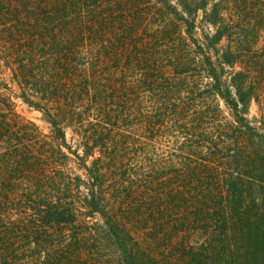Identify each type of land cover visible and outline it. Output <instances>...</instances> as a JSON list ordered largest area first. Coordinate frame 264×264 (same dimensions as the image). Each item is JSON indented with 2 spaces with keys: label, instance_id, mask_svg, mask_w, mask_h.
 Instances as JSON below:
<instances>
[{
  "label": "trees",
  "instance_id": "16d2710c",
  "mask_svg": "<svg viewBox=\"0 0 264 264\" xmlns=\"http://www.w3.org/2000/svg\"><path fill=\"white\" fill-rule=\"evenodd\" d=\"M17 1L24 8V11H17L18 15L24 12V18L33 21L30 27L36 33L33 41L22 43L23 56L14 68L19 97L44 114L53 136L47 141L34 124L12 123L9 116L16 117L12 109L0 110V264H76V258L90 264L89 252L66 248L64 243L55 241L63 234L62 226L69 225L76 215L69 202L72 179L65 172L70 159L64 150L82 162L81 167L89 178L88 182L76 178L74 187L82 184L89 188L84 207L89 214L102 218L100 235L103 231L106 236L103 243L113 244L129 261L130 248L126 240L128 235H125L129 231L125 225L130 218H144V230L156 239L152 245L165 243L166 238L161 239L164 226L157 222L162 210L156 203L162 193L150 189L161 190L160 184L167 181L178 186L174 191L170 190L171 195L175 192V195L191 196L194 188L187 187L202 184L208 162L193 163L192 159L197 158L202 147L189 142L187 148L180 146L178 154L155 161L150 169L146 167L147 145L160 139L147 133L144 95L149 92L154 96L159 92L164 96L169 92L180 95L187 90L185 76L193 65L188 56L182 55V50L185 52L186 48L196 46L200 56L206 59L208 75L213 80L208 93L226 102L238 125L225 124L227 129L223 133L229 130L233 133L234 147H240L236 137L242 130H246L251 139L264 140V135L245 120L251 105L256 103L260 122L264 125V50L254 51V42L241 34H231L234 24L241 30L243 16L239 2L242 0H222L208 11L206 20L215 28V33L206 38L205 49L193 39L194 23L188 21L185 33L190 40L181 34L178 25H172L154 30L155 37L146 46L140 42L134 44V37L139 33L136 23L144 19V10L128 0ZM28 4L33 6L32 9ZM259 20L262 21L257 23L264 27V15ZM224 40L227 44L220 49ZM209 53L216 56V61ZM226 67L238 68L227 86L222 84ZM167 73H173L174 83L166 78ZM164 106L174 108L169 126L190 137L198 128L219 125L216 122L222 118L218 105L212 111H195L193 114L190 104L178 110L179 105ZM159 113L158 110L152 113L155 124L166 117ZM68 131L80 138L83 156L72 152L67 144ZM262 145L259 165L264 169V141ZM96 153L99 156L87 165L86 160ZM236 155L237 151H234ZM252 158V165L258 164V158ZM133 161H141V168H137L136 173H144L142 188L137 192L129 191L124 180L126 165ZM209 164L211 167V162ZM239 165L237 163L234 170L241 169ZM235 172L238 178H233L231 186H237V180L243 179ZM211 179L212 185L221 182L228 188L224 181H216L212 175ZM155 186L161 187L156 190ZM142 199L144 209L135 208L136 204L131 201L136 203ZM129 205L133 206L126 208ZM18 215L20 217L14 218ZM149 219L154 223L148 224ZM247 223V228L244 226L242 230L249 233L246 242L260 244V227L253 222ZM225 243L217 240L218 250ZM212 246L196 248L182 241L174 255L175 263L215 264L211 258ZM134 262L130 260L128 264Z\"/></svg>",
  "mask_w": 264,
  "mask_h": 264
},
{
  "label": "rangeland",
  "instance_id": "374dc122",
  "mask_svg": "<svg viewBox=\"0 0 264 264\" xmlns=\"http://www.w3.org/2000/svg\"><path fill=\"white\" fill-rule=\"evenodd\" d=\"M128 1L133 2V5L138 9L144 10V19L136 23L139 26V33L134 37V44L140 42V44L146 46L155 37L154 30L172 25H178L181 34L190 40L185 33V30H187L186 21H188L194 23V29L191 31L193 39L205 49L206 38L215 33V28L209 25L206 20V14L215 3L222 0ZM165 4L167 5L165 6ZM32 7L29 5L28 8L32 9ZM239 8L243 16L240 24L242 31L234 24L231 34H241L249 41L254 42L252 43L254 51L264 50V27H261L263 26L262 23H257L262 21L259 19L264 15L262 14L264 13V0H242L239 2ZM22 10L24 11L23 5L18 3L17 0H0V110L7 112L12 109L16 116H9L12 123L29 126L34 124L39 129L41 137L47 138V141H49V138L53 136L49 122L42 112L28 106L20 99V89L14 78L16 63H18L19 57L23 56L22 43L33 41L36 34L33 28L30 27L33 21L25 19L24 12L18 15L17 11ZM8 11H11V13L8 14ZM253 27L259 28V31L253 29ZM226 44L227 41L224 40L219 48L223 49ZM18 49H21V51H18ZM206 54L208 52L205 50ZM182 55H185L184 57L188 56L193 65H191L192 70L190 73L185 76L187 80L184 87L187 90L181 92L180 95L177 93L174 95L171 92H166L167 96H164L163 92L157 93L156 96L152 92L144 95L147 133L158 136L157 139H160L159 142H149L147 145L146 167L150 169L158 160L160 162L167 159L170 154H178L177 152L181 150L180 146L184 145L187 148L186 145H189L190 142L193 145L202 147V152L198 153L197 158L192 159L194 160L193 163L208 162L206 163L208 168H205V173L202 175L204 178L202 184H192L189 188L187 187V189L194 188L196 192L192 191L191 196H179L180 194L175 195V192L171 195L170 190L174 191L178 186L167 181L160 184L162 186H160L161 190L160 187L156 186L155 188L156 190L159 189L158 191L150 189L152 192L162 193L160 201L156 203L157 205L160 204L162 210L161 216L158 213L160 217L157 222L164 226V231H162L164 236H161V239L166 238V242L156 246L152 245L156 242V239H154L151 232L144 230V218H130L126 221L127 225H125L129 231L128 234H125L128 235L126 240L130 248L129 261H135L134 264H176L174 255L177 252L179 243L183 241L196 248L212 244L211 258L215 264H264V234L262 235L264 230V169L259 165L263 156L261 151L263 150L262 142L264 140H260L258 137L251 139L246 130H242L239 133L240 135L238 134L239 136L236 137L240 147H234L233 133L230 130L226 131L227 135L223 133L227 129L224 126L225 124L238 125L226 102L220 97L211 96L208 93L213 80L209 78L208 68L205 65L206 59H203L202 55L200 56L196 46L186 48L185 52L183 49ZM209 56H212L213 60L216 61V56L213 53L211 55L209 53ZM219 69L221 70V68ZM224 69L222 84L227 86L230 84L232 74L238 68L226 67ZM171 75L173 73H167L166 78H170V82L174 83L176 80ZM188 89L191 91H188ZM168 104L179 105L176 107L177 110L181 106L186 107L190 104L192 114L195 111H212L213 107L216 108L218 105L220 108L219 114L222 118L216 122L219 125L203 126L201 127L202 130L198 128L196 133L190 137L186 133L178 132L175 130L176 128L169 126L174 116V108L164 106ZM155 110L160 111L159 114H166L165 118H161V121L164 122L159 121L155 124L152 117ZM245 118L246 124L264 135V125L260 122L261 115L256 103L251 105ZM165 126L168 127L164 129ZM66 138L72 152L76 151L80 156H83L80 138L70 131L67 132ZM41 141H45V139ZM217 146H219V149L216 148ZM234 151H237L236 156H234ZM64 152L70 159L65 167V172L72 179L69 183L72 188L69 202L74 207L76 215L69 225L62 226L63 234L58 235L55 241L64 243L66 248L71 247L73 250L79 249L84 253L89 252V262H87L90 264H128L129 261L125 259L121 250L118 251V248L113 244L106 245L105 242L103 243L102 239L105 240L106 236H104L103 231L102 236L100 235V227L103 226L102 218L99 215L89 214L84 207V200L90 193L89 188L82 184L79 187H74L77 184L76 178H81L87 182L89 178L81 167L82 162L68 153L67 150H64ZM212 153L217 156L212 155ZM98 156L99 154L96 153L94 157L87 159V165L90 166L94 158ZM252 156L258 158V164L252 165ZM140 162L133 161L130 165H126L127 176L124 175V180L129 191L137 192L142 188L141 180L144 179V173H136V169L141 168ZM210 162L211 167L209 166ZM237 163L242 168L234 170ZM235 171L239 172L243 179L242 181L237 180V186H231L233 178H238ZM166 173L170 175L171 172L167 170ZM210 174L216 178V181L222 180L227 183L228 188L221 182L212 185L214 181L211 179ZM128 180L132 182L129 183ZM118 184H120V181H118ZM209 188L210 191H208ZM120 189L123 190V187L120 186ZM234 193L238 196L233 195ZM131 202L133 205L136 204L135 208L143 207L144 209V199L136 203ZM18 217L20 215L14 216V218ZM151 219L147 220L148 224L154 223ZM247 222L256 223L257 227H260L261 236L259 241L261 245L246 242L250 236L249 233L242 232V230L244 226L247 228L249 224ZM76 236L79 239H75ZM217 240H224L226 242L225 247H220L218 250ZM165 245H168V247H164ZM85 261V259L79 261L76 258L74 262L76 264H86Z\"/></svg>",
  "mask_w": 264,
  "mask_h": 264
}]
</instances>
